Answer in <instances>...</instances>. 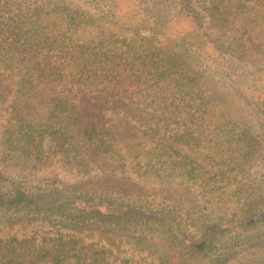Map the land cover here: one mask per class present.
<instances>
[{
    "label": "trees",
    "instance_id": "obj_1",
    "mask_svg": "<svg viewBox=\"0 0 264 264\" xmlns=\"http://www.w3.org/2000/svg\"><path fill=\"white\" fill-rule=\"evenodd\" d=\"M103 1L110 2L109 8L103 4L99 10L112 20L118 17L116 7L125 4L127 15L146 23L152 32H165L176 24L179 28L173 33L185 51L228 75L233 83L254 88L250 76L231 78L227 64L232 60L227 59L236 57L245 65L264 61V0H210L213 8L240 15L259 8L253 27L240 38L242 50L239 46L233 52L224 51L203 30V15L192 0ZM72 4L71 0H0V69L4 68L0 101L13 91L17 73L28 91L41 86L40 91L65 116L54 130L22 120L6 138L18 150L16 155L35 169L58 155L80 171L94 165L125 167L127 128L122 131L109 115L122 113L127 123L132 119L154 132L149 134L153 147L157 154L171 158L174 168L202 177L200 185L210 193L209 202L221 199L223 184L241 189L244 183L234 173L249 170L264 154V84L250 91L262 113L259 137L231 120L230 114L210 106L217 101L204 96L200 79L170 45L131 41L111 51L80 41L76 34L95 18ZM196 112L211 115L216 128L230 136L225 154L214 157L219 167L211 175L202 162L181 149L200 143L193 129ZM171 125L178 131L168 139L160 129ZM114 171L79 183L54 177L43 185H24L0 169V217L10 222L42 219L58 229L39 244L36 238L0 237V264H112L101 241L119 246V240L158 253L160 264H227L240 251L264 244V227L250 232L258 227L259 212H264V185L255 186L230 214L212 216L191 199L190 191L186 204L184 192L150 193ZM238 227L249 230L231 236Z\"/></svg>",
    "mask_w": 264,
    "mask_h": 264
},
{
    "label": "rangeland",
    "instance_id": "obj_2",
    "mask_svg": "<svg viewBox=\"0 0 264 264\" xmlns=\"http://www.w3.org/2000/svg\"><path fill=\"white\" fill-rule=\"evenodd\" d=\"M71 1L73 2V8L79 6L81 10L95 18L93 23L82 25L79 33L76 34L79 36L80 41L91 42L105 50L111 51L123 49L124 43L131 41L141 42L146 45L152 43L156 47L170 45L183 56L191 66L192 72L200 79L204 96L212 99L213 102L217 101L216 104H210V106H215L226 114H230L231 120L233 119L239 122L241 127L251 130L252 134L259 137L263 136L262 113H260V110L258 111L256 104L253 102V96L250 91L254 88H261L264 84V61L245 65L242 61L239 62L236 57L227 59L232 60L227 64L231 70V78H237L236 74H239L243 79L246 76L252 77L250 83H254L255 86L249 90V86L242 87L239 83H233L229 80L230 77L228 75L224 77L213 66H210L200 58L197 59L192 52L185 51L181 41L173 33V29L179 28H175L176 24L170 26L169 29H165V32H152L148 29L146 23L138 21L137 18L131 19L127 15L128 9L125 4H119L118 9L116 7L115 11L118 10L116 15L118 17L112 20L108 18L106 11L99 10L103 8V4H105L106 8H109V1ZM192 4L203 15L201 22L203 30L215 42L220 43L224 51L233 52L239 46L241 47L240 50H242L240 38L253 27V20L257 14L256 12L259 11L258 7H252L253 9L247 10L248 13L240 15L215 9L212 7L210 0H192ZM150 6L153 7L154 5L150 2ZM262 12L264 13V10ZM143 37L147 39H142ZM228 56L230 55L226 54V57ZM236 63L239 65V72L236 71ZM224 68L226 69V67ZM1 70H4V68H1ZM6 72L10 75L13 73L11 70H6ZM12 88L11 94L0 101V169L4 175L10 176L18 183L31 185L39 182L43 185L46 179L54 177L69 183H79L87 179L103 177L106 172L114 169L115 176L128 177L150 193L164 190L184 192L188 194L186 204H189L190 191V197H193L191 199H197L200 207L212 216L224 213L230 214L231 211H235L239 206L241 198L257 188L255 186L264 185L263 154V157L257 163H254L249 170L234 173L244 183L241 189H235L231 184H223L221 199L218 201H213L214 199H212L209 202L210 193L206 191V188H203V183L200 185L202 177L189 176V173L184 172V170L174 168L176 166L172 159L168 158L167 155L157 154L158 149L153 147L149 134L154 132L132 119L127 123L126 117L122 116V113L119 115L110 113L109 115L113 122L121 124L122 131L127 128V132H125L127 164L125 167L101 168L94 165L88 171H80L58 155L49 159L45 166L35 169L31 167L28 160L17 156L18 150L11 148L9 143L6 142L10 130L17 128L22 120H26L27 123L33 124L36 128L54 130L62 126L65 116L57 112L56 105L40 91L42 89L41 86H36L33 91H28L23 86L17 73L14 75ZM191 118L192 122L191 119L189 122L192 124L194 117ZM195 120L197 125L193 129L200 143L181 149L202 162L205 165L203 169L207 172L211 171V175L214 169L219 167L216 165L217 160L214 157L221 159V156L225 154L230 136H227L223 130L216 128L217 124L213 122L215 118H212L211 115L204 116L196 112ZM160 130L162 134L167 133L166 135L169 139L170 135L178 131V128H174V125H171L167 130L164 128ZM157 138H161V136L159 135ZM149 165L153 166V168L148 167ZM157 170L158 174H156ZM158 197L155 203L159 202ZM262 212H259L260 222L258 227L252 228L250 232L264 227V212ZM248 230L238 227L231 236L237 232H246ZM57 232V227L46 220L39 219L35 222H28L22 219L10 222L0 217V237L5 239L17 237L34 240L36 238L35 241L39 244L44 237H51ZM89 240H98V237H90ZM117 244L120 245H109L101 241V245L108 249V258L112 264H160L159 254L156 252L138 249L126 241L120 242L119 240ZM227 264H264V244L254 245L247 250L240 251Z\"/></svg>",
    "mask_w": 264,
    "mask_h": 264
}]
</instances>
